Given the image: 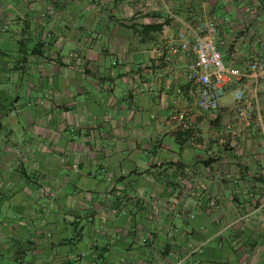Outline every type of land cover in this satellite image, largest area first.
Here are the masks:
<instances>
[{"label": "crops", "instance_id": "crops-1", "mask_svg": "<svg viewBox=\"0 0 264 264\" xmlns=\"http://www.w3.org/2000/svg\"><path fill=\"white\" fill-rule=\"evenodd\" d=\"M170 14L213 20L225 63L264 49V0H0V264H165L194 247L183 264H264V147L245 143L253 125L210 145L199 117L176 126L184 62L153 56ZM255 98L264 122V80ZM150 200L176 205L150 219Z\"/></svg>", "mask_w": 264, "mask_h": 264}, {"label": "built area", "instance_id": "built-area-1", "mask_svg": "<svg viewBox=\"0 0 264 264\" xmlns=\"http://www.w3.org/2000/svg\"><path fill=\"white\" fill-rule=\"evenodd\" d=\"M179 22L178 29L170 39L153 50L156 58L169 59L180 56L184 62V79L189 101L174 115L176 126L182 130L189 127L195 117L214 118L219 100L229 89L232 101L239 102L243 97L245 80L252 79L251 92L253 107L257 109L255 98L258 81L264 80V49L257 56L245 58L229 54L225 63L216 47L217 27L210 19H198L190 24L170 14ZM242 114V109L235 108ZM190 254L195 248H190Z\"/></svg>", "mask_w": 264, "mask_h": 264}, {"label": "rangeland", "instance_id": "rangeland-1", "mask_svg": "<svg viewBox=\"0 0 264 264\" xmlns=\"http://www.w3.org/2000/svg\"><path fill=\"white\" fill-rule=\"evenodd\" d=\"M170 13L176 14V12H173L171 10H170ZM105 61L108 64V63L112 62L113 60L110 57H106ZM9 89H10V91H13L12 86H10ZM247 97H248V93L244 90L242 99L239 102H234V101H232L231 94L229 92H226L225 95L219 100L220 106L218 107V109L216 111V115L214 118H210V117H201L200 118L199 117V119L197 120L199 122L198 124L200 126L199 129H196L197 134H200V135H197V137H196V138H199V140H197V141H199L201 143V142H203V140H205V141H207V145H210L211 135L213 134V132H215L217 130H221L223 132V130H228L230 126L232 128H236L239 130H243V129L245 130L246 127H250L253 125V129H256L253 131V133L257 132V135L250 134L249 137H246L247 141H245V143L252 144V145H261L264 147V132L262 133V131H264V122L261 120L260 121L256 120L253 123V119L254 118L257 119L255 112H261L260 107H259V105H257V109H254L253 106H252L253 109L247 108V105L244 102V100ZM29 102L31 105V103H33V100L30 98ZM236 107H239L240 110L242 109V114H240L239 110L237 111L235 109ZM217 114H219V118H218L217 122L215 123L213 121L215 120ZM246 124H248V125H246ZM227 125H229V127H226ZM191 135H193V134H191ZM234 137L235 138H233V142L234 143L236 142L235 144H237L239 140L240 141L242 140V136L240 137V135L239 136L234 135ZM196 138H195V135H193L190 138V141L192 142V141L196 140ZM221 144L222 145H228V143H221ZM35 171H37V173L33 174L34 175L33 178L34 179L36 178L38 180V182H40L39 186L41 187V191L44 192L45 194H50V192L52 191L51 186L47 182H45L41 176H39V175H41L39 170H35ZM191 194L194 195L193 193H191ZM174 200H171V201L159 200L157 202L158 204H156L155 208H153V205H154L153 200H150V204H149L150 209H148L149 211L147 210V212H149L150 219L154 218V215H157L156 213H159V212L170 213V211L174 210L173 206L175 207V205H176ZM210 206H216V203L212 202V201H210V199H208L207 207L209 208ZM257 206L260 209L264 207V198H262L259 202H257ZM243 219L246 220L247 216H243V215L238 216L235 219V222L243 220ZM171 235H172V231L170 229L167 230L166 236L170 237ZM189 250H190V248H188L185 253L178 256L172 262H166L165 264H183L187 260H193L192 255L194 253L190 254ZM192 262L195 263L194 260Z\"/></svg>", "mask_w": 264, "mask_h": 264}, {"label": "trees", "instance_id": "trees-1", "mask_svg": "<svg viewBox=\"0 0 264 264\" xmlns=\"http://www.w3.org/2000/svg\"><path fill=\"white\" fill-rule=\"evenodd\" d=\"M160 27H161L160 24H158V25H143V26H142V29H141L139 32H140V33H146L148 29H149V30H150V29H151V30H155V29H160ZM132 29H133V28H132ZM36 52H37V48H36V44H34L33 47L31 48V50H30L29 53L34 54V53H36ZM25 54H26V53H24V56H21V58H20V62H22V61L24 60ZM218 118H219V114H217V116H216V118H215V120H214L213 122L216 123L217 120H218ZM173 134H174V140L178 142L180 139H181V140H184L185 137L187 138L188 135L190 134V132H189V130H186V131H184V132L174 131ZM182 134H183V135H182ZM183 136H184V137H183ZM203 162H204V163H209V160H205V161H203ZM20 174H21L23 177H25V174H24L23 171H20ZM31 182H32V180H31ZM32 184H34V183L32 182Z\"/></svg>", "mask_w": 264, "mask_h": 264}]
</instances>
